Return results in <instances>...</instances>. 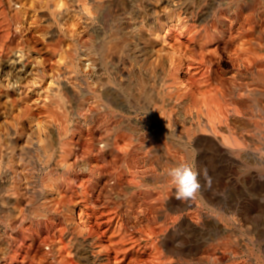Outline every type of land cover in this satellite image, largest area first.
<instances>
[{"label": "bare ground", "instance_id": "6f19581e", "mask_svg": "<svg viewBox=\"0 0 264 264\" xmlns=\"http://www.w3.org/2000/svg\"><path fill=\"white\" fill-rule=\"evenodd\" d=\"M0 5V73L12 70V79L0 77V233L12 231L0 264H217L222 224L203 211L210 196L176 200L161 160L151 173L150 141L139 143L138 133L163 119L149 113L160 104L178 121L166 129L187 160L198 154L222 170L261 161L249 149L264 118V0ZM102 112L117 123L95 134ZM156 149L163 162H180Z\"/></svg>", "mask_w": 264, "mask_h": 264}, {"label": "rangeland", "instance_id": "374dc122", "mask_svg": "<svg viewBox=\"0 0 264 264\" xmlns=\"http://www.w3.org/2000/svg\"><path fill=\"white\" fill-rule=\"evenodd\" d=\"M0 8H1V5H0ZM34 9V8H33ZM31 10V9H30ZM31 13V12H30ZM29 13V14H30ZM32 14V13H31ZM30 15H28V16H26V17H29ZM3 17H0V21H1V19H2ZM28 19V18H27ZM2 22L3 23H1L0 24V29L1 28H3V26H4V21L2 20ZM1 31V30H0ZM149 66V67H148ZM225 66H227V65H225ZM7 66H5L4 68H3V70H2V72L0 73V77H2V75H3V77L4 78H6L7 76L9 77V79H12L11 77H12V74L10 73V67H7ZM148 67V68H147ZM7 70H6V69ZM143 68H146V69H148V71H151V67H150V65H146V66H144ZM5 69V70H4ZM10 69V70H9ZM9 70V71H8ZM12 71V70H11ZM3 73V74H2ZM149 74H151L150 72H149ZM7 77V78H8ZM150 80H151V78H150ZM140 84V80H139V82H138V80H137V82H136V85H135V83H134V89L136 90V91H139V92H141L140 91V89L142 90V88H141V86L140 85H137V84ZM150 81H149V85H150ZM117 85V88L125 95V97H126V99H131V97H129L130 96V94H129V92L127 91V89H125V87H123L122 88V86L123 85H120V83L119 84H116ZM136 86H137V88L138 89H136ZM139 86V87H138ZM150 88H151V86H149ZM140 88V89H139ZM126 91V92H125ZM143 91V90H142ZM128 94V95H127ZM151 99V98H150ZM161 106L162 105H160V104H158V107H157V109L156 108H150V111H149V113L151 114V112H154V110L156 111H158V116H160V115H162V114H164L166 117L168 116V114L169 113H173V111H170L171 109L170 108H165V107H163L162 106V109H160L161 108ZM164 108H165V110H164ZM160 109V110H159ZM164 110V111H163ZM162 111H163V113H162ZM140 113V114H139ZM161 113V114H160ZM169 114L170 116H168L167 118L163 115V119H165V120H163L162 118H159L158 120H155L152 124H155V125H152L151 124V129H149V130H141V132H139L138 133V137H139V140H138V142L139 141H141L142 143H145V141L147 140L148 142H149V145H150V148L152 149L151 150V164H150V167L152 168L151 170V173H154V169L156 168V167H158L157 165L159 164V162L157 163V161H160L161 162V165H162V167L164 166V169L165 168H169L170 166H172V164H169V162L166 160H164V162H163V160L160 158V157H158L160 154H158L157 152H156V148H163V147H165V149L164 150H167L166 149V147L168 148V151H170V153L168 152V151H164V154L166 155V156H168V157H171L172 156V158L173 159H175V158H177V160H178V158L180 159V160H178V161H182L183 159H185V157H186V159L185 160H187L188 159V157H187V155H186V152L185 153H183L184 151H183V149L180 147V145H176V147H175V144L176 143H174L175 141H176V139H177V136L175 135V133H173V132H169V131H167V129H166V122L165 121H168L167 123H169V121L171 120L172 121V125H171V123H170V125H171V127H173L174 128V126H175V123H178V121H174V120H176V117L174 118V114ZM101 114H103V115H105L106 116V118H104L105 116H103V115H100L99 117L101 118H103L104 120H102L101 121V119L99 118V122H100V124H98L99 126H97V127H95V128H92V129H90L93 133H95V134H105L107 131V127H109L108 129V131H110L113 127L112 126H114L116 123H117V121H115L114 122V118L112 119V117L110 116H107L106 114H105V112H102ZM138 114L139 115H141V116H139V118L140 119H143L144 118V116L143 115H145V113H144V110H142V113H141V111H139L138 112ZM173 115V116H172ZM110 118V120H109V118ZM108 118V119H107ZM170 118V119H169ZM113 120V121H112ZM111 121L112 122H114L113 123V125H112V123H111ZM164 122V124H163V122ZM170 121V122H171ZM174 121V122H173ZM101 122H103V123H101ZM107 122H110V125H109V123L106 125L105 123H107ZM161 122V123H160ZM260 122H263L264 123V118L263 119H259V122H257V124H258V126H257V124L253 127V128H256V129H259L260 130V128H261V130L259 131L258 130V134H257V136L261 133V135H259L258 137L256 136V138H254V140H256V141H254V142H256V144L253 142V144L254 145H252V147L249 149L250 150V152H252V153H259V154H261V156H263L264 157V136L262 137V135H264V125H263V123H260ZM174 124V125H173ZM102 125V126H101ZM112 125V126H111ZM259 125H260V127H259ZM99 127V128H98ZM101 127H103L102 129H101ZM106 127V128H105ZM258 127V128H257ZM96 128H97V130H96ZM104 129H105V131H104ZM151 130V131H150ZM86 131H88V130H86ZM98 131V132H97ZM102 131V132H101ZM111 131H113V130H111ZM121 130H118L117 131V137H121V136H123L124 134H126V135H130V133L128 132L127 133V131L126 130H122L121 132L123 133V135H121L122 133H119ZM146 131H150V133L149 132H146ZM161 132V134H159L158 132ZM152 132V133H151ZM120 134V136H119V134ZM146 133L148 134V135H146ZM157 136V137H154V136ZM165 135V136H164ZM141 136V137H140ZM164 136V137H163ZM169 136H170V138H169ZM260 136H261V138H260ZM144 137V138H143ZM163 137V138H162ZM174 137V138H173ZM150 138V139H149ZM145 139V140H144ZM261 140H263V141H261ZM173 141V142H172ZM137 142V143H138ZM141 142H139V143H141ZM166 146H165V145ZM169 144V145H168ZM174 144V145H173ZM258 144V147L256 146ZM162 147H161V146ZM259 146H262L261 147V149H260V147ZM254 147V148H253ZM153 150H154V154H153ZM182 150V151H181ZM255 150V151H254ZM261 150H262V152H261ZM144 150H141V152H139V153H141L140 154V156H143L144 155ZM169 153V154H168ZM181 153V154H180ZM196 157H195V163H196V166H197V168L198 169H201V168H203V167H206L207 169H208V173L211 175V173H212V176L214 177L213 178V181H215V182H213L212 183V187H211V189L209 190V189H207V188H205V189H203L202 190V192L200 193V195L198 196V198H197V200L199 201V202H201L202 201V197L203 196H207V197H209L210 196V198H211V201H212V204L213 205H209V207H207V205L205 206V208H204V206H203V211L204 212H208V213H210V212H212L213 214H215L216 216L219 214V216H217V219H219L220 217V220H221V222H220V224H222V225H220L221 226V228H220V226H219V229H217V228H215L214 229V231L215 232H218V233H216L217 235H216V239H217V243H218V249H220V248H223L224 247V249L222 250V249H220L219 250V252H218V259H217V261L218 262H216L217 264H248L249 262H251L252 264H264V256H262V255H264V242H262V241H264V237L261 239V238H259V235L257 234V232L255 231V230H259L260 229V227L261 226H263V227H261V229L262 228H264V223L262 224V221H264V205H261V204H264V158L263 157H261V161H255L254 159H242L240 162H239V164L238 163H236L235 165H232L233 167H231V168H229V169H226V170H222V168L220 169L219 167H218V165H216V166H214V165H210V166H208V165H206V164H200V162H199V160H200V156L198 155V154H196L195 155ZM199 156V157H198ZM157 159V160H156ZM154 160V161H153ZM166 162V163H165ZM254 162V163H253ZM155 163V164H154ZM164 163V164H163ZM169 165H168V164ZM171 163V162H170ZM241 163V164H240ZM260 164V166H259V164ZM243 164V165H242ZM156 165V166H155ZM240 165V166H239ZM203 166V167H202ZM254 166V167H253ZM154 168V169H153ZM157 169V168H156ZM237 169V170H236ZM217 171V172H216ZM249 173H251V174H249ZM253 173V174H252ZM245 174V175H244ZM255 175V176H254ZM233 176V177H232ZM37 177V174L35 175V176H33V179H34V182H35V184L37 185L38 183H36V181H38V178H36ZM223 177V178H222ZM252 177V178H251ZM256 177V178H255ZM166 179H169L168 177H166ZM258 179H259V181H258ZM202 180H203V178H201V183L203 184V182H202ZM257 180V181H256ZM227 181V182H226ZM245 181V182H244ZM251 182V183H250ZM221 184V185H220ZM263 186V187H262ZM207 193H209V194H207ZM211 191V192H210ZM211 193V194H210ZM212 193H213V195H214V197H213V195H212ZM203 195V196H202ZM115 200L117 199L116 197H113ZM218 198V199H217ZM217 199V200H216ZM29 201L30 200V198H28V199H26V201ZM253 200V201H252ZM117 201L118 202H122V199H117ZM124 201V200H123ZM235 201V202H234ZM259 201V202H258ZM214 202V203H213ZM255 202H256V204H255ZM254 203V204H253ZM257 203H260V204H257ZM33 205H35L36 206V204H33ZM202 205V204H201ZM248 205V206H247ZM258 205V206H257ZM34 206V207H35ZM219 207V209H218V207ZM257 206V207H256ZM261 207V209L262 210H260V207ZM231 207V208H230ZM253 207V208H252ZM207 208V210H205ZM249 208L251 209V210H253V211H251V210H249ZM215 209V210H214ZM256 209V210H255ZM247 210V211H246ZM256 211V213H255V211ZM231 212V213H230ZM239 212V213H238ZM241 212H243V215H242V213ZM262 212H263V214H262ZM246 214H250V215H246ZM221 215V216H220ZM259 215V216H258ZM262 215V216H261ZM1 216V215H0ZM223 216H225V219L223 218ZM261 216V217H260ZM247 217V218H246ZM247 219V221L248 222H246V219ZM0 219H2V217H0ZM226 219H228V221L226 220ZM236 221H235V220ZM245 219V220H244ZM257 219V220H256ZM263 219V220H262ZM3 220V219H2ZM30 220H32V219H30ZM30 220H28V221H30ZM219 220V221H220ZM226 222H225V221ZM254 220V221H253ZM259 220H260V222H259ZM233 221V222H232ZM228 222V223H227ZM254 222H256V223H254ZM224 223H225V225L226 226H224ZM231 223V224H230ZM236 223V224H235ZM239 223V224H238ZM253 223V224H252ZM261 223V224H260ZM247 226H246V225ZM249 224V225H248ZM250 224H251V226H250ZM257 224V225H256ZM256 225V226H255ZM225 228H224V227ZM227 226H231V227H227ZM227 227V228H226ZM245 228V229H244ZM257 228V229H256ZM224 229V230H223ZM229 229V230H228ZM237 229V230H236ZM246 229L248 230V231H246ZM254 229V230H253ZM227 230V231H226ZM7 232H3V233H0V246L3 244L2 243V238L4 237V238H9V235L11 234V232L12 231H10V230H6ZM225 233H224V232ZM240 231V232H239ZM8 232H10V233H8ZM208 232V231H207ZM235 232V233H234ZM246 232V233H245ZM254 232H255V234H254ZM219 233H221V234H219ZM251 233V234H250ZM234 234V235H233ZM236 234H237V236H236ZM247 234V235H246ZM220 235V236H219ZM232 236V237H229V236ZM238 235H239V237H238ZM3 236V237H2ZM206 236V235H205ZM219 236V237H218ZM224 236V240H222L223 238L222 237ZM233 236H235V237H233ZM242 236H243V238H242ZM252 238H251V237ZM208 236H206V238H207ZM205 237H204V239H206ZM221 238V239H220ZM235 238V239H234ZM245 238V239H244ZM185 239H186V241H187V237H185ZM241 239H243V240H241ZM252 239V240H251ZM256 241H255V240ZM258 239V240H257ZM261 240V242H259L260 240ZM221 240V241H220ZM185 241V240H184ZM223 241L224 242H226V243H228L227 244V246H226V243L224 244L223 243ZM228 241V242H227ZM233 243V244H230L231 242ZM235 241V242H234ZM245 241H246V244H247V247H246V244H243L242 242H244L245 243ZM249 241H251V243L249 242ZM255 241V242H254ZM11 246L12 247H17L18 246V244L19 243H16V242H14V240H12L11 239ZM190 242V243H189ZM230 242V243H229ZM257 242H258V244H257ZM186 243H188V245L186 244ZM221 243H223V245L221 244ZM254 245H253V244ZM184 244H185V246H186V248L187 247H190V245H192V242L191 241H187V242H184ZM254 246V247H252V245ZM230 245V246H229ZM233 245V246H232ZM238 245V246H237ZM248 245L250 246V248L251 249H249L248 248ZM222 246V247H221ZM261 246V247H260ZM46 247L47 246H43V248L44 249H46ZM230 247H233L232 249H230ZM237 247H238V249H237ZM246 247V248H245ZM14 248V249H15ZM230 250H229V249ZM260 248V249H259ZM253 249H254V251H253ZM231 250H233V251H231ZM238 250V251H237ZM246 250H248V251H246ZM249 250H251L250 252H249ZM262 250V251H261ZM226 254H225V253ZM228 252H230V254L232 253V255H230ZM241 252L243 253V254H241ZM261 252V253H260ZM254 253V255H252ZM224 254V256H225V259H222L221 257H222V255ZM237 255V256H234V255ZM260 256H259V255ZM232 256H234V257H232ZM253 257V258H251V257ZM255 256V257H254ZM262 256V257H261ZM237 257V258H236ZM245 257V258H244ZM259 257H261L262 259H260ZM229 258V259H228ZM239 258V259H238ZM238 260V262H241V263H238L237 262V260ZM253 259V260H252ZM257 259V260H256ZM224 262H223V261ZM230 262H229V261ZM249 260V261H248ZM259 260V261H258ZM222 261V262H221ZM232 261V262H231ZM221 262V263H220ZM236 262V263H235ZM250 263V264H251Z\"/></svg>", "mask_w": 264, "mask_h": 264}, {"label": "clouds", "instance_id": "9594fccd", "mask_svg": "<svg viewBox=\"0 0 264 264\" xmlns=\"http://www.w3.org/2000/svg\"><path fill=\"white\" fill-rule=\"evenodd\" d=\"M175 190V199L191 203L196 200L203 189H211L213 177L206 167L198 169L195 160H182L173 164L164 173ZM201 177L204 183H201Z\"/></svg>", "mask_w": 264, "mask_h": 264}]
</instances>
